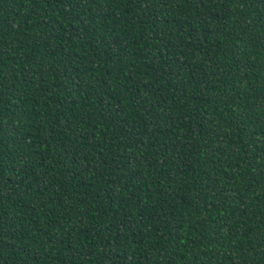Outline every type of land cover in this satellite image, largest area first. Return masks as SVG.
<instances>
[{"label": "trees", "instance_id": "trees-1", "mask_svg": "<svg viewBox=\"0 0 264 264\" xmlns=\"http://www.w3.org/2000/svg\"><path fill=\"white\" fill-rule=\"evenodd\" d=\"M0 264H264V0H0Z\"/></svg>", "mask_w": 264, "mask_h": 264}]
</instances>
